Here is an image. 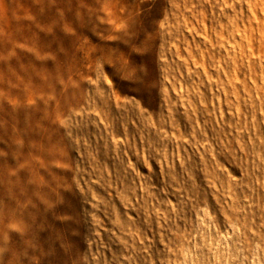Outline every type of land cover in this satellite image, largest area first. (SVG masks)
Listing matches in <instances>:
<instances>
[{
  "label": "rangeland",
  "instance_id": "obj_1",
  "mask_svg": "<svg viewBox=\"0 0 264 264\" xmlns=\"http://www.w3.org/2000/svg\"><path fill=\"white\" fill-rule=\"evenodd\" d=\"M8 4L0 264H264V0Z\"/></svg>",
  "mask_w": 264,
  "mask_h": 264
},
{
  "label": "bare ground",
  "instance_id": "obj_2",
  "mask_svg": "<svg viewBox=\"0 0 264 264\" xmlns=\"http://www.w3.org/2000/svg\"><path fill=\"white\" fill-rule=\"evenodd\" d=\"M0 6H2L3 8V13H6L8 11V0H0ZM7 18V17H6ZM10 21V20H9ZM7 25V24H6ZM8 26V25H7ZM11 26V24L9 25V27ZM7 33V32H6ZM17 41V40H16ZM4 54V53H3ZM5 56V55H4ZM91 60V59H90ZM9 61V60H8ZM110 63V62H109ZM3 75V73H2ZM5 78V77H4ZM70 81V80H69ZM14 83V82H13ZM16 101V100H15ZM3 118V117H2ZM15 140V139H14ZM33 153V152H32ZM38 160V159H37ZM54 206V205H53ZM56 212V211H55ZM57 212H61L60 210H57ZM37 262V261H36ZM20 264V263H19Z\"/></svg>",
  "mask_w": 264,
  "mask_h": 264
}]
</instances>
